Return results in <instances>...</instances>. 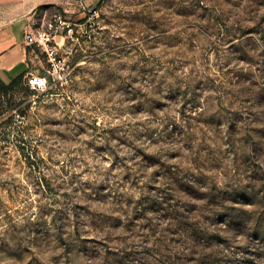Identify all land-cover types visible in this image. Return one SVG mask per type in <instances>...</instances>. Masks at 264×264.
<instances>
[{
	"label": "rangeland",
	"instance_id": "1",
	"mask_svg": "<svg viewBox=\"0 0 264 264\" xmlns=\"http://www.w3.org/2000/svg\"><path fill=\"white\" fill-rule=\"evenodd\" d=\"M4 10L24 28L60 12L79 38L62 45L65 77L36 65L46 88L0 79V264L180 251L189 238L155 230L168 213L207 229L198 259L264 264V0H0V23Z\"/></svg>",
	"mask_w": 264,
	"mask_h": 264
},
{
	"label": "built area",
	"instance_id": "2",
	"mask_svg": "<svg viewBox=\"0 0 264 264\" xmlns=\"http://www.w3.org/2000/svg\"><path fill=\"white\" fill-rule=\"evenodd\" d=\"M78 38L79 33L73 23L57 11L45 13L40 23L26 26L21 46L27 51V60L34 69L25 75L26 86L32 91L48 86L47 76L39 72V67H36L38 64L46 73L56 74L59 78L65 77L67 70L62 45L66 39L75 41Z\"/></svg>",
	"mask_w": 264,
	"mask_h": 264
},
{
	"label": "trees",
	"instance_id": "3",
	"mask_svg": "<svg viewBox=\"0 0 264 264\" xmlns=\"http://www.w3.org/2000/svg\"><path fill=\"white\" fill-rule=\"evenodd\" d=\"M23 74H19L15 78H13L10 83L17 82L22 78ZM156 205H158V210H166V207H163V202L159 200H155ZM165 217V216H164ZM228 217V216H227ZM167 221L161 229H155L162 235L166 233L170 234H177L178 236L185 235L187 238H189L190 242H184L183 245L180 248V251L171 252L167 250H163L160 247H162V243L157 242V246L155 248L146 249V250H130L123 256H117L114 260H111L109 264H222L221 259H216V256L208 255V253L204 254L201 259L197 258L196 256L200 254V251H198L196 247V239L194 238L197 234H203L204 236L209 234L203 227H199L196 224H190V223H183L186 225H183L181 220L179 219V215H173V213H168L166 216ZM241 218V216L239 217ZM234 217H231L229 223H236L237 220H233ZM238 222V221H237ZM242 222V221H241ZM240 222V224H241ZM239 224V222H238ZM177 225V229L175 233L171 230V226ZM256 225H259V223H256ZM196 226V227H195ZM255 229L254 235H258L260 232L256 231ZM262 234V233H261ZM185 237V238H186ZM180 238V237H179ZM264 238V236H263ZM163 242V241H162ZM192 243V244H191ZM160 252H164L162 255H160ZM197 254V255H195ZM150 256V257H146ZM227 257V256H226ZM193 262V263H192ZM199 262V263H198ZM108 263V262H107Z\"/></svg>",
	"mask_w": 264,
	"mask_h": 264
},
{
	"label": "crops",
	"instance_id": "4",
	"mask_svg": "<svg viewBox=\"0 0 264 264\" xmlns=\"http://www.w3.org/2000/svg\"><path fill=\"white\" fill-rule=\"evenodd\" d=\"M22 8L17 9L16 14H19L18 16L21 14L28 15L34 6ZM2 13L0 23V79L11 81L19 74H23V77L34 69L27 60V51L21 46L25 22L20 23L22 17L18 20L11 19L9 10H4Z\"/></svg>",
	"mask_w": 264,
	"mask_h": 264
}]
</instances>
